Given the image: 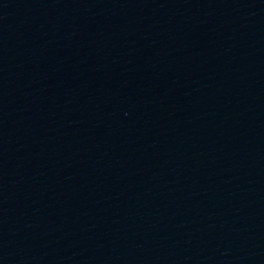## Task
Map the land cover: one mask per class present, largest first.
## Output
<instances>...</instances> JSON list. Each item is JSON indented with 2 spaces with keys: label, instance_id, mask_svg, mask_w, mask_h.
I'll return each mask as SVG.
<instances>
[{
  "label": "water",
  "instance_id": "obj_1",
  "mask_svg": "<svg viewBox=\"0 0 264 264\" xmlns=\"http://www.w3.org/2000/svg\"><path fill=\"white\" fill-rule=\"evenodd\" d=\"M0 264H264V0H0Z\"/></svg>",
  "mask_w": 264,
  "mask_h": 264
}]
</instances>
